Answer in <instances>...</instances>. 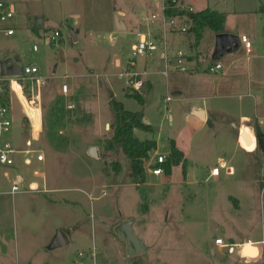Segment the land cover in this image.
Wrapping results in <instances>:
<instances>
[{
    "label": "rangeland",
    "instance_id": "1",
    "mask_svg": "<svg viewBox=\"0 0 264 264\" xmlns=\"http://www.w3.org/2000/svg\"><path fill=\"white\" fill-rule=\"evenodd\" d=\"M9 1L18 5L19 14L1 25L15 28L16 35L9 39L0 30V62L14 57L21 68L37 65L44 84L19 82L23 85L24 100H35L40 105L42 126L38 122L33 128L25 113L29 108L24 107L18 95L11 94L15 126L9 140L20 149H26L25 141L33 139L34 135L38 138L34 139L35 151L30 156L33 166H25L22 155L17 156L14 169L0 164V191H10L11 179L16 175L24 177L25 188L32 181L43 183L42 177L46 173L47 178L54 179L57 185H67L66 180H69L71 185L81 183L86 187L89 183L83 182L82 177L88 174L93 180V193L91 200L83 196L86 202L85 198L82 199V216L68 207L55 208L58 212L54 218L37 227H30L21 220L16 222L15 218L17 214L20 218L22 216V201L36 198L37 194L19 193L14 197L8 193L0 194V264H263L262 260L247 263L239 248L234 254L216 245L206 252L200 250L213 237L214 241L222 238L226 243L237 244L249 237L259 236L263 240L264 175L260 178L259 173L264 169L263 153L246 155L238 150L235 165L240 175L235 181L223 174L219 181L212 179L197 187H186L182 167H175L168 178L165 174L159 177L151 172L157 156L169 154L171 139L186 130L197 133L188 156L202 166L211 167L217 163L216 152L221 153L226 146L222 148L220 143L216 146L209 137V130H194L185 118L188 107L166 100L167 96L174 98L175 95L172 90L167 91L165 81L162 80V90L157 89L155 95L145 96L146 106L128 96L133 92L129 88V77L125 75L127 62L135 59L140 65L145 64V57H134L133 47L139 39V15L147 12L149 0ZM196 2L204 7L207 0ZM226 3V10L238 12L236 17L230 15L229 18L231 27H237L238 36L243 32L253 34L255 26L260 25L254 13L259 3L256 5V0H227ZM116 15L132 26L128 30L118 29ZM56 30H61L63 37L51 40ZM178 35L195 38L192 32ZM244 45L241 44L237 52L244 54ZM35 46H38L37 51ZM159 48L148 58L161 57L164 50L161 46ZM179 50L193 53L191 48L183 47L176 49L171 56L169 48V58ZM216 50L217 41L203 48L200 58L203 66L220 63L227 55L216 58ZM65 85L69 87L67 95L63 92ZM111 99L122 103L127 111H145L147 121L156 127L153 134L134 130L135 137L141 140L155 138L160 142L159 152L152 151L144 158L149 176L144 187L136 186V181H132L133 186L125 188L115 186L120 183L123 187V183L132 177V161L113 139L117 120ZM71 105L74 108L69 109ZM98 138L101 139L97 141ZM241 145L249 152L256 150L253 136L247 131ZM92 147L97 148L96 157L90 155ZM38 152L47 154L45 164L36 160ZM242 159H245L244 167ZM5 171L10 173L7 178L3 175ZM200 173L201 168L193 170L191 178L200 177ZM104 185H108L107 192L101 190ZM229 190L245 195L244 211H233V203L225 193ZM131 216L136 219L133 231L148 250L130 258L123 242L119 244L123 253L121 257L109 234L117 236L114 226L118 221L110 227L105 218ZM69 229L73 230L70 242L55 244L57 230ZM106 247L111 252L110 262L104 253ZM258 254V249L246 245L245 255L256 257Z\"/></svg>",
    "mask_w": 264,
    "mask_h": 264
},
{
    "label": "crops",
    "instance_id": "2",
    "mask_svg": "<svg viewBox=\"0 0 264 264\" xmlns=\"http://www.w3.org/2000/svg\"><path fill=\"white\" fill-rule=\"evenodd\" d=\"M6 1L13 3L15 5L16 16H17L19 14L18 5L13 1H9V0ZM183 1L184 3L192 6L194 8L195 13H199L203 10L210 9L213 11H217L218 13L225 14L226 15L225 33L236 35L239 38V41L242 36H246L248 40L251 41L252 46L250 49H247L245 47L244 54H242L241 52L240 53L234 52L223 56L222 61H219L220 63H217L222 65V69L219 70V72L217 73H211L210 68L217 64L203 66V64L200 61V58L202 56L203 48L210 46L211 43L214 44L216 42L215 39L217 35L212 30L205 29L200 44L198 45L195 42V38L192 39L190 36H185V35L179 36L178 34L180 33L171 31L169 26L165 24L163 21V0H149L146 6L147 12L145 11L143 15H139L140 22H138V24L140 27L137 29V33L139 36L138 41L140 39H145V38L153 40L156 43H158L159 47L161 46L163 48L164 52L161 53V57L160 55L150 56L149 58L147 56L144 65H140L139 62H136L138 64L135 70L141 74V79L145 81V88L143 89V92H141V95L144 100V104L141 105L146 106L147 104V100L145 99V96L148 97L150 94L155 95L154 93L157 91V89L160 90L163 89V87L161 86L163 80L165 81L167 91L169 92L172 90V92L175 95L174 98L167 96L166 100L167 101L169 100L168 102L174 101L179 103L181 106L186 105L188 107V112L186 113L185 118L187 119L189 124L194 126V130L198 132L199 130L202 132H204L205 130H209V137H211L215 141L216 146H218V143H220L222 148H225L224 146H226V148L223 151H220L221 153L216 152L217 163H215L211 167L209 165L202 166L201 165L202 163L198 164L197 162L192 161L188 156L190 145H192L194 140L196 139L194 136L197 133L192 134L190 131L186 130L184 133H182V135H178L177 137L171 139L169 144L171 145V142L174 141L179 151L183 154V156H185V160H187V170H186L187 176L185 177L186 179L184 181L186 187L187 186L189 187L190 185H194L195 187H197L201 185L203 182L206 183L212 179L215 181L216 180L219 181V179L223 176V174H226L227 178L229 177L232 178L230 180L235 181L236 178L240 175L239 169L235 165V156L238 150L245 152L246 155H252L257 152H260L258 150L256 135L254 134V126L258 123L260 127L264 130V22L262 21L264 18V0H256L257 1L256 5H258L259 3V6L258 8L256 7L254 11V13L256 14L255 19L260 23V25L255 26V28L253 29L254 31L253 34L243 32L240 36H238L236 32L237 27L236 26L231 27L229 22L230 15L236 17V14L238 12L235 11L233 13L226 10V7L228 6V3H226L227 0H207V2L204 3L206 4L204 7L203 5L197 3L196 0H183ZM252 1L254 2L255 0ZM117 16L119 17V15ZM121 20L126 26V30L129 29V26H132L131 23L127 25L124 19ZM1 24L3 23L0 22V30L2 29L9 39H11L16 35L15 28L9 26L4 27ZM12 29L15 30V34L9 36L7 34V31ZM188 32H190V30ZM205 36L207 37V40ZM210 40L212 42H210ZM111 42L114 43L115 39L112 38ZM241 44L244 45L242 41ZM183 47L191 48L193 53L189 51L187 54V60H186L187 62H185L184 64L187 70L184 72H179V70L176 68L175 65L172 64L171 61V60L173 61L175 60V56L173 58H169L168 49L170 48V51H172V53L170 54L172 56L173 52L176 49L177 50L183 49ZM207 52H209L208 49ZM163 55L164 56L166 55L171 60H169V62L167 60L165 61ZM204 56L205 55H203V57ZM5 59L7 58H4V60ZM8 59L12 61L14 60L18 64L16 58L13 57ZM2 63L3 60L2 62H0V64ZM118 63L122 64L119 61ZM32 65L30 64L27 66H32ZM165 67L166 69L164 71L163 68ZM0 72H1L0 75H2V70ZM165 72H167L166 75H164ZM22 93H23V86H22ZM20 98L22 99V102L25 104V106L29 108L28 104L31 105V103L24 100V97L21 94V92H20ZM142 113H143L144 123L146 125L148 124L153 127V132H149V133L151 134L155 133L156 127L147 121L148 119L146 112L144 111ZM200 113H201V117L197 115ZM31 115L34 118V113H31ZM14 122H15V117H14ZM34 122L36 125L38 124V121H36L35 119ZM246 131L249 136L250 135L253 136V140L256 145V150L252 152L245 150L241 145L243 143L244 133H246ZM186 133L188 135H186ZM101 138H98L97 141H99ZM148 140H154L157 142L158 148L157 150H153V152L158 153L160 149L159 140H156L155 138L153 139L148 138L147 140H141V141L145 142ZM245 142L249 146L248 140ZM88 150H90V147ZM47 159L48 157L47 154L45 153V161L44 162L36 161V162H38L39 164H45L48 161ZM244 160L245 159L241 160V164L243 167L245 165ZM217 166H222L221 169L222 172L220 176H214L213 174H211L212 169ZM178 167H182V166H178ZM174 168L175 167H173V169ZM199 168H201V173H200L201 176L199 177L198 175V177L195 179L191 178L192 171L198 170ZM227 171H231V173H228ZM259 173H260V178H262L264 175V169L263 170L261 169ZM3 175L4 177L7 178L10 176V173L8 171H5ZM146 176H147V172H146ZM170 176L171 175H168L166 177L168 178ZM47 177L48 176L45 173L44 176L42 177L43 183H40L37 180L32 181L34 183L37 182V184L41 188L46 189L47 192L35 193L38 195L36 196V198L22 201L21 204L22 216L20 218L17 214L15 216L16 222L17 221L20 222L21 220V222H25L26 224L30 225V227L33 226L37 227L41 225L43 221H49L50 219H53L55 213L58 212V210H56L55 208H60V207H64V208L68 207L69 209L76 210L77 212H79L80 216H82V214L84 213L83 210L84 204L82 202L83 201L82 199L85 198L83 196L89 197L90 200L92 199L91 197L93 193L92 178H89L88 174L86 177H82L83 182L86 181L89 183V186L86 187L81 183L80 184L74 183L73 185H71V181L69 180H66V182H68L67 185H62L60 183L57 185L55 184L54 179L51 178L48 179ZM148 177L149 176H147V181L144 184H136L135 182L136 186L139 187L146 186L148 184ZM13 181L14 180L11 179V183H13ZM132 181L134 182L135 180H133V178L131 177L128 179V182L123 183V187L120 183H118V185L115 186H117L118 188H125V187H129L130 185L133 186L134 184ZM107 186L106 185L102 186L101 190L104 191L106 190L107 192L108 189ZM26 188L27 187H25V189ZM9 192L10 191H5V192L0 191V194L8 193L9 195H11ZM225 193L226 196L229 197V199L233 203V211H244L245 204L247 201L245 195L236 193L234 190H229L228 192ZM35 194L30 193L28 195H35ZM85 200L86 198L84 199V201ZM131 219H134V223L132 225L133 227L136 222V219L133 218V216L112 217L109 219L105 218L107 226L108 225L110 226V224L112 226L114 221H118L117 224L114 226V229L121 223L129 221ZM263 230H264V226H263ZM58 232H63L65 235H67L68 243L70 242L72 238L73 230L71 229H69V231L57 230L54 236H56ZM109 234L111 236L112 242L116 244V246L118 247V253H120V256L122 257L123 253L122 250L119 249V244L120 243L123 244L124 240L118 234L117 236H115L112 233ZM259 242H261L259 236L249 237V239L239 243L238 245L258 244ZM234 244L237 243L234 242ZM214 245L216 244L213 237L210 238L209 241H207L204 245H202L200 247V250L201 251L205 250L204 252H206L208 249L213 248ZM147 250L148 247L146 246V250L144 251V253H146ZM104 253L108 259L110 258L109 261L107 262H110L111 252L109 249H107V247L106 249H104ZM126 253H127V246H126ZM29 264H33V263L30 262Z\"/></svg>",
    "mask_w": 264,
    "mask_h": 264
},
{
    "label": "built area",
    "instance_id": "3",
    "mask_svg": "<svg viewBox=\"0 0 264 264\" xmlns=\"http://www.w3.org/2000/svg\"><path fill=\"white\" fill-rule=\"evenodd\" d=\"M167 11H172L173 13L169 14ZM194 8L186 3H184L183 0H163V21L165 24L169 26L171 31L183 33L188 32L190 30L189 26L191 25V18L190 16L194 14ZM16 16V9L15 5L13 3H10L6 0H0V22L4 23L7 21L12 20ZM7 34L9 36H12L15 34V30H9L7 31ZM61 30H56L54 32V35L50 38L51 40H58L59 38H62ZM50 40V41H51ZM240 41H242L243 44H245L247 49H250L252 46V43L246 36H242ZM34 50H38V46L34 47ZM134 50V57H147L159 50L158 44L150 40L148 38L140 39L138 41V44L133 47ZM163 58L166 59L168 62L169 59L166 55H163ZM187 60V53L185 51L179 50L175 54V60H171L172 64L176 66V68L180 72H184L187 70L185 67V62ZM127 68L125 71V75L129 77V88L131 89V92L133 93H141L143 92V89L145 88V81L141 79V74L138 73L135 68L137 66L136 60L132 59L127 62ZM222 69L221 65L212 66L210 68L211 73H217L219 70ZM22 76H3L0 75V164L5 168H15L17 166V156L22 155V161L26 166H32L33 160L30 158V156L34 153L35 149L34 147V139L36 140L38 137L33 136V139L25 141L26 142V149H20L18 146L14 145L13 142H11L8 138V136L12 133L14 128V113H13V104H12V93L15 95L19 94L13 89V82H34L38 84H44L43 78L39 75L40 69L37 66H26L22 68ZM167 72L164 73L166 75ZM21 85V83H19ZM23 85H21L22 87ZM69 87L68 85H65L63 87L64 94H68ZM24 94V93H23ZM20 102L22 103V100L19 98ZM27 100V99H26ZM31 105L29 106V110H31L34 113V118L31 115V112L26 111V117L32 122L33 128H35V122L38 121L40 123V126H42V122H40V112L41 108L38 106L35 100L30 101ZM23 104V103H22ZM26 108L25 104H23ZM35 105V106H34ZM74 108L73 105L69 106V109ZM168 156V155H167ZM165 155H158L156 165L154 167H151V172L155 176H162L165 174L163 165L167 162L168 157ZM36 160L39 162L45 161V154L42 152H38V155L36 157ZM221 169L222 166H217L212 169V173L214 176H220L221 175ZM228 173H231V171H227ZM12 188L10 190V194L12 196H16V194L19 193H45L47 192L46 189L41 188L37 182H30L25 189L24 183L26 180L21 175H16V177L13 179ZM216 246L221 247L222 249L228 250L230 254H234L236 252V248H239L241 252V257L244 259L247 263H250L254 260H262L264 264V240L259 242L258 244H246L251 245L253 247H256L259 249V254L256 257H249L248 255H244L243 249L246 247V245H238L234 243L225 242L222 238H218L215 240ZM78 264H84L82 262Z\"/></svg>",
    "mask_w": 264,
    "mask_h": 264
},
{
    "label": "trees",
    "instance_id": "4",
    "mask_svg": "<svg viewBox=\"0 0 264 264\" xmlns=\"http://www.w3.org/2000/svg\"><path fill=\"white\" fill-rule=\"evenodd\" d=\"M169 14L172 11H167ZM191 28L195 36L196 44H200L205 29L209 28L216 35L225 33L226 15L218 13L210 9L203 10L199 13H194L190 16ZM144 104L141 93H133L128 95ZM112 109L117 125L114 130L113 139L120 144L127 158L132 161V177L137 184H144L147 181L146 168L144 158L148 157L149 153L157 150L158 144L154 140L141 141L135 137L134 130L143 132H153V127L146 125L143 119V113L126 111L122 103L111 99ZM254 134L256 135L258 150L264 154V130L257 123L254 126ZM167 162L163 165L165 175H171L173 167L182 166L183 175L186 177L187 160L179 151L174 141L171 142L170 151Z\"/></svg>",
    "mask_w": 264,
    "mask_h": 264
},
{
    "label": "water",
    "instance_id": "5",
    "mask_svg": "<svg viewBox=\"0 0 264 264\" xmlns=\"http://www.w3.org/2000/svg\"><path fill=\"white\" fill-rule=\"evenodd\" d=\"M115 25L118 29H126V26L122 22V20L116 15L115 17ZM74 34L75 41H77V37ZM217 41V50H216V58L222 57V55L230 54L237 52L241 47V41L236 35L221 33L216 37ZM1 70L3 76H22V68L18 66V64L13 60H6L1 64ZM201 117V113L197 114ZM90 155L96 157L97 156V148L92 147L90 151ZM134 219L121 223L117 227H115V232L118 234L125 242L127 246V253L129 257L137 256L146 250V246L142 242V240L134 234L133 225ZM55 244L58 243L60 245H65L68 243V237L63 232H58L56 235ZM243 253L245 255V248L243 249Z\"/></svg>",
    "mask_w": 264,
    "mask_h": 264
},
{
    "label": "bare ground",
    "instance_id": "6",
    "mask_svg": "<svg viewBox=\"0 0 264 264\" xmlns=\"http://www.w3.org/2000/svg\"><path fill=\"white\" fill-rule=\"evenodd\" d=\"M12 85H13V89L19 94V98H20V92L23 95L21 85L18 82H15V81L13 82Z\"/></svg>",
    "mask_w": 264,
    "mask_h": 264
}]
</instances>
